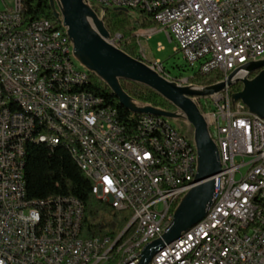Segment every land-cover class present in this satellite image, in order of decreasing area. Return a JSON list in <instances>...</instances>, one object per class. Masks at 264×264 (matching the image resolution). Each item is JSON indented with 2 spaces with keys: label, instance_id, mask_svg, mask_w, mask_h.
I'll list each match as a JSON object with an SVG mask.
<instances>
[{
  "label": "built area",
  "instance_id": "obj_1",
  "mask_svg": "<svg viewBox=\"0 0 264 264\" xmlns=\"http://www.w3.org/2000/svg\"><path fill=\"white\" fill-rule=\"evenodd\" d=\"M86 2L102 11H142L175 42L189 65L198 64L200 76L217 72L216 83H224L221 91L192 99L218 151H224L220 164L228 168V177L214 181L203 224L164 264L195 245L202 228L219 229V236H213L186 264H264V118L232 100V86L240 83L235 80L252 78L257 72L243 70V62L264 59V0ZM22 13L21 0L0 11V79L13 84L22 100L55 124L65 126L70 142L90 148L87 161L98 179V200L104 203V196H112V203L104 204L120 217L122 209L132 208V215L122 217L124 225L111 234L86 238L85 248L75 249L83 217L79 200L69 196L29 200L21 192L25 179L20 159L27 140L43 136L52 144L59 142V136L34 127V118L16 114L9 108V94L0 93V264H80L91 249H100L99 261L93 264H102L114 248L122 249L121 264H138L141 252L130 255V245L142 242L143 249L151 237H161L163 233L152 235L151 226L185 187L179 186V172L193 171L197 154L192 133L184 136L167 118L149 114L130 113L124 122L104 96L83 90L59 92V84L89 80L90 72L75 64L70 39L62 49H54V41L60 39L50 20L26 22ZM156 31L138 30L135 35L140 43V36ZM160 69L169 80L185 79L196 85L190 81L193 77L171 78ZM46 71H53L56 82H48ZM44 103H54V111L44 110ZM59 110L71 111L72 120L59 117ZM87 127H94V134H87ZM151 127H159V134L145 137ZM2 145H11V153H2ZM98 146H105V153H98ZM49 210H56V218H49ZM15 254H22L21 263H14Z\"/></svg>",
  "mask_w": 264,
  "mask_h": 264
},
{
  "label": "water",
  "instance_id": "obj_2",
  "mask_svg": "<svg viewBox=\"0 0 264 264\" xmlns=\"http://www.w3.org/2000/svg\"><path fill=\"white\" fill-rule=\"evenodd\" d=\"M49 3L54 18L66 29L75 59L109 87L123 108L136 115L182 118L192 128L197 154L195 184L180 198L173 210L172 220L161 237L143 247L138 264H148L164 245L179 238L182 232L200 221L211 204L214 190L212 177L220 172L219 154L206 121L192 97H205L219 92L224 83L199 88L179 85L161 75L151 64L130 56L116 46L104 25L103 17H99L85 0H49ZM246 69L257 73L252 78L235 80L240 82L241 89L232 94V100L242 102L250 113L264 118V59L249 63ZM121 80L149 87L171 103L175 110L137 103L123 90ZM227 84L231 86L233 83L229 80Z\"/></svg>",
  "mask_w": 264,
  "mask_h": 264
},
{
  "label": "trees",
  "instance_id": "obj_3",
  "mask_svg": "<svg viewBox=\"0 0 264 264\" xmlns=\"http://www.w3.org/2000/svg\"><path fill=\"white\" fill-rule=\"evenodd\" d=\"M23 6L22 17L26 22L39 19H48L57 22L54 18L49 0H21ZM96 9V6H93ZM106 9L103 15L104 25L114 40L116 46L132 57L144 60L140 56V45L135 31L138 28L156 26L142 11ZM162 68V67H161ZM162 72L169 75L162 68ZM257 72H254V75ZM181 77V76H178ZM173 77V78H178ZM192 83L200 86H209L216 83L220 77L217 72L205 76L198 73L192 75ZM179 80V79H177ZM123 90L134 101L142 105H151L160 109L174 111L175 107L149 87L127 80L120 81ZM189 83V82H188ZM241 89V84L232 86V91ZM81 90L104 96L105 99L119 110V117L125 122L130 112L123 108L109 87L97 76L89 73V80ZM152 134H159L158 127H154ZM24 192L29 200H49L51 197H73L83 206L80 235L83 238H93L111 234L115 227H122L126 221L114 212L110 206L102 203L91 191L92 182L80 169L69 148L64 145H47L29 141L25 145L23 154ZM180 197L170 208V213L177 205Z\"/></svg>",
  "mask_w": 264,
  "mask_h": 264
},
{
  "label": "bare ground",
  "instance_id": "obj_4",
  "mask_svg": "<svg viewBox=\"0 0 264 264\" xmlns=\"http://www.w3.org/2000/svg\"><path fill=\"white\" fill-rule=\"evenodd\" d=\"M88 1V0H85ZM98 11L93 8L96 13L103 17L105 11H102V7L96 6ZM50 24H53L54 31L58 34V39L60 41H54V49H62V44H69V37L66 33V29L61 26L58 22L50 21ZM250 62H243V70H247L246 66ZM46 78H48V82H56V75H53V71H46ZM88 78H76V82L73 84H59V92L64 93H72L79 92L81 88L86 84ZM179 85H190L186 82L185 79L177 80ZM192 87H196V85H190ZM0 93L1 94H9V108L15 109L16 114L26 117V118H34L33 126L42 129L45 132L49 133V136H59V142H53L51 144V140L48 137L43 136H34L33 140H27L45 143L47 145H64L69 148L72 152L76 163L80 167V169L85 173V175L92 182V194L99 199V190H98V179L95 177V174H92V166L87 161V157H90V148L82 147V143L80 141H69L68 131H66L65 126H60V124H55L51 117L44 115L42 110L33 108L32 105H29L28 102L22 100L21 95L15 93V87L13 84L7 83V80L0 79ZM44 110L54 111V103H44ZM59 117H62L65 120H72V112L69 110H59ZM120 118V117H119ZM159 131V127H158ZM154 132V127H151V130H145V137H152V133ZM87 134H94V127H87ZM196 150V148H195ZM2 153H11V145H2ZM98 153H105V146H98ZM219 160L224 159V151H218ZM23 155H21L20 159V168H23ZM197 172V159L193 161V171L179 172V186L183 187L181 193L176 195V198H181L194 184V178ZM223 177H228V168H223V165L220 164V172L214 175L213 181H221ZM21 192L24 193V182H21ZM180 200V199H179ZM179 202V201H178ZM104 203H112V196H104ZM174 203V202H173ZM178 204V203H177ZM172 205H165L164 207V216H160V220H157V225L151 226L152 235H161L163 233V227H167V216H169V224L172 220V213H170V208ZM176 207V206H175ZM262 207H264V197H262ZM174 210V209H173ZM83 213V207H82ZM132 215V208H124L122 209V217H130ZM49 218H56V210H49ZM262 220H264V211H262ZM204 217L198 221L196 224L191 226L186 231L182 232L180 237L173 240L169 244H166V247L163 250H159L158 255H156L155 260L149 261L148 264H164L165 259L169 256H172L179 247L183 246L189 240L190 234L195 233L197 227L203 224ZM213 236H219V229L214 228H202L201 234H198V238L195 239V245H191L188 249H184L179 254L174 256V259L167 261L166 264H186L197 255L201 254V248L206 247V243H211ZM159 237H151V241L157 239ZM149 243V242H148ZM86 238L79 237L76 238L75 249L85 248ZM142 252V242H133L130 245V255H138ZM100 249H91V253L84 256V258L80 259V264H93V262L99 261ZM22 254L14 255V263H21ZM122 262V249L114 248L111 253L105 260L102 261V264H121Z\"/></svg>",
  "mask_w": 264,
  "mask_h": 264
},
{
  "label": "rangeland",
  "instance_id": "obj_5",
  "mask_svg": "<svg viewBox=\"0 0 264 264\" xmlns=\"http://www.w3.org/2000/svg\"><path fill=\"white\" fill-rule=\"evenodd\" d=\"M13 0H0V11H4L12 5ZM131 13H137V11L131 9ZM156 28L149 37L144 35L140 36V56L142 59L150 62L154 68H164L166 72H169V76L173 77H191L198 72V64L194 66L189 65L182 54L176 51V44L170 40L166 35L165 31L160 29L158 26H152L149 28H138V30H147ZM75 64L79 65L78 61L75 60ZM161 66V67H160ZM161 68V69H162ZM160 69V70H161ZM162 74V73H161ZM169 122L176 126L179 132L187 137H190L192 128L188 122L182 118L168 119Z\"/></svg>",
  "mask_w": 264,
  "mask_h": 264
}]
</instances>
